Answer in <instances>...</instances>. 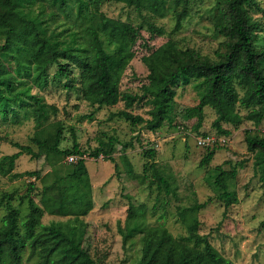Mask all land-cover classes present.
Listing matches in <instances>:
<instances>
[{
	"label": "trees",
	"instance_id": "obj_1",
	"mask_svg": "<svg viewBox=\"0 0 264 264\" xmlns=\"http://www.w3.org/2000/svg\"><path fill=\"white\" fill-rule=\"evenodd\" d=\"M71 1L76 5L82 25L76 33H71L74 36L72 41L63 43L60 39L62 29H50V22L40 12L46 3L65 11V6ZM103 1L0 0V37L3 38L0 56L10 65L9 72L0 76V115L6 118L10 112L16 116L19 108L23 109L25 116L29 113L36 125L30 137L33 144H41V137L46 135L50 124L48 115L51 110H56L38 93L48 83L49 65L57 64L54 76H68L71 72L67 62L58 60L61 46L67 43L74 48L78 45L84 54L85 65L79 70L77 86L82 98L98 107L123 101L125 108L113 111L111 115L122 116L133 124L142 123L149 130L157 129L165 121L171 123L174 118L171 115L174 85L192 76L203 79L204 85L198 102L184 107L183 113L186 117L196 115V127L202 123L205 106L215 112L211 125L218 133H230L224 122L238 124L248 119L260 123L264 117V46H256L255 25L248 14V8L256 0H217L214 28L224 39L223 48L216 50L214 59L201 57L193 48H179L171 39L143 53L140 59L147 68L146 81L135 93L121 90L120 78L135 55L134 45L140 36L141 25L106 15L100 8ZM115 1L159 16L174 9L173 29H178L187 13L185 5L189 0ZM36 2L39 3L37 9L33 6ZM180 5L182 7L176 10ZM148 29L162 32L152 23ZM32 88L37 91H32ZM135 101L148 105L147 116L128 109ZM238 105L246 112L242 114ZM54 130V142L45 150L50 164L58 163L63 155L83 153L74 131H71L72 145L61 148V123H57ZM244 140L253 154L256 172L264 179V134L245 129ZM116 141L124 148L132 145L131 140L119 141L108 135L106 139L100 138L89 154L98 156L105 153L106 158L113 160L110 150ZM11 143L17 149L0 155V173L11 178L23 175L40 177L42 185L39 202L29 192L19 196L26 200L24 213L11 202L13 192H2L0 195V208L3 204L6 207L0 223V264L5 261L22 264V250L26 246L29 248L28 257L36 255L38 264H101L86 247L78 245L62 229L61 222L41 221L44 212L80 216L92 208L90 176L82 156L67 167L64 175L55 172L53 178L47 180L45 177L49 172L41 175L38 169L13 170L15 160L21 154H39L29 143ZM142 153L147 160L143 163L141 176L148 177L149 186H154L158 193H175L170 178L154 160L155 150L145 148ZM213 154V148L206 150L199 165L208 164ZM128 165L131 169L129 162ZM237 165H242V162L232 164L229 169L217 164L213 173L208 175L225 206L238 199L228 186V180L235 177ZM66 177L77 183L74 197L68 196L63 189L62 182ZM202 206L204 202L177 206L178 219L186 234L176 235L163 223H149L145 218L144 203L135 205L130 202L125 221L119 224L118 230L123 244L139 235L141 254L132 264H234L211 243L206 233L199 232L197 211Z\"/></svg>",
	"mask_w": 264,
	"mask_h": 264
},
{
	"label": "rangeland",
	"instance_id": "obj_2",
	"mask_svg": "<svg viewBox=\"0 0 264 264\" xmlns=\"http://www.w3.org/2000/svg\"><path fill=\"white\" fill-rule=\"evenodd\" d=\"M38 5L36 2L33 6L37 9ZM217 6V0H189L185 5L187 13L182 18L181 27L173 29L176 18L174 9L159 16L120 1L104 0L100 8L106 15L141 25L140 36L134 45L135 55L123 70L120 89L132 93L140 91L147 74L140 56L167 39L173 40L179 48H193L201 57L216 58L215 52L223 48L224 39L214 28ZM181 7L177 6L176 10ZM40 13L50 22V29H62L60 39L63 43L72 41L74 36L71 33H76L82 25L73 1L65 6V11L46 3ZM248 14L255 25V44L264 46V0H256L248 8ZM150 23L161 28L162 32L149 30ZM2 42L3 38L0 37V44ZM75 47L67 43L58 52V60L69 64L70 74L54 76L57 64L53 63L48 67L47 85L38 90L43 100L56 107L48 115L49 128L46 135L41 137L40 145L30 140L36 125L29 113L25 116L23 109L19 108L16 116L10 112L6 118L0 115V155L17 149L11 141L29 143L39 154H21L15 160V171L38 169L41 175L49 172L45 177L47 180L52 179L55 172L65 174L67 167L74 162L67 160L68 154L53 165L45 155L46 148L54 142V127L57 123L62 125L59 147L72 145L71 131H74L83 151L78 155L82 156L89 172L92 208L80 216L44 212L41 221L61 222L62 229L78 245L86 247L101 264H132L141 254L139 235L123 244L118 230L119 224L125 221L130 202L135 205L144 203L146 220L151 224L163 223L176 235L186 234L185 227L178 219L177 206L204 202V206L197 211L199 232L206 233L211 243L234 264H264V179L256 172L253 154L247 149L244 140L245 129L264 134V117L258 124L248 119L238 124L224 122L230 133L222 134L211 125L215 117L214 110L205 106L202 123L196 127V115L186 117L183 109L198 102L204 82L201 78L190 76L186 81H178L174 85L173 121H165L157 129L149 130L142 123L133 124L122 116L111 115L113 111L125 108L122 100L98 107L82 98L77 86L79 70L85 65L84 54L78 45ZM9 70V62L0 56V76ZM31 90L37 91L36 88ZM147 108L148 105L143 101H135L128 109L147 116ZM238 109L242 114L246 112L240 105ZM108 135L119 141L131 140L132 145L124 148L117 141L114 142L110 150L113 160L106 158L105 153L91 156L89 152L99 139H106ZM200 139H206V142L201 143ZM145 148L155 150L154 160L170 178L175 193H158L154 186H149L148 177L141 176L143 163L147 160L142 153ZM210 148L214 149L213 157L208 164L199 165V160ZM240 161L242 165H237L235 177L228 180L229 189L236 193L238 199L225 206L208 175L213 173L217 164L229 169ZM128 162L131 169H128ZM62 184L65 193L74 197L77 183L66 177ZM41 185L40 177L23 175L11 178L0 173V195L2 192H13L11 202L19 206L22 213L27 209L26 200L19 196L29 192L39 202ZM5 210L3 204L0 208V223ZM28 253L29 248L26 246L22 250V264H38L37 256L29 258Z\"/></svg>",
	"mask_w": 264,
	"mask_h": 264
},
{
	"label": "built area",
	"instance_id": "obj_3",
	"mask_svg": "<svg viewBox=\"0 0 264 264\" xmlns=\"http://www.w3.org/2000/svg\"><path fill=\"white\" fill-rule=\"evenodd\" d=\"M200 142L204 143V142H206V139H200ZM78 157H80L78 154H74V153L68 154L67 155V160L68 161H75Z\"/></svg>",
	"mask_w": 264,
	"mask_h": 264
}]
</instances>
